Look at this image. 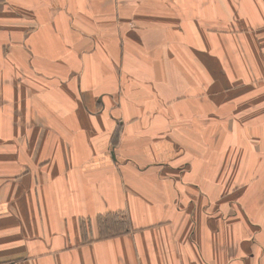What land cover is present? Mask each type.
I'll list each match as a JSON object with an SVG mask.
<instances>
[{
    "label": "crops",
    "instance_id": "1",
    "mask_svg": "<svg viewBox=\"0 0 264 264\" xmlns=\"http://www.w3.org/2000/svg\"><path fill=\"white\" fill-rule=\"evenodd\" d=\"M134 9L0 0V264H264L165 121L201 104Z\"/></svg>",
    "mask_w": 264,
    "mask_h": 264
},
{
    "label": "rangeland",
    "instance_id": "2",
    "mask_svg": "<svg viewBox=\"0 0 264 264\" xmlns=\"http://www.w3.org/2000/svg\"><path fill=\"white\" fill-rule=\"evenodd\" d=\"M134 8L152 12L155 31L168 36V57L178 58L185 71L186 95L201 104L165 121L178 131V141L192 143L187 148L193 157L187 156L193 164L208 168L204 182L214 170L216 183L207 189L216 188V216L229 212L231 203L256 223L251 235L262 258L264 0H124L125 10ZM120 218L103 217L100 237L123 229L114 224Z\"/></svg>",
    "mask_w": 264,
    "mask_h": 264
},
{
    "label": "trees",
    "instance_id": "3",
    "mask_svg": "<svg viewBox=\"0 0 264 264\" xmlns=\"http://www.w3.org/2000/svg\"><path fill=\"white\" fill-rule=\"evenodd\" d=\"M118 227H119V226H118ZM103 229H105V228H103ZM103 229H102V230H103Z\"/></svg>",
    "mask_w": 264,
    "mask_h": 264
}]
</instances>
